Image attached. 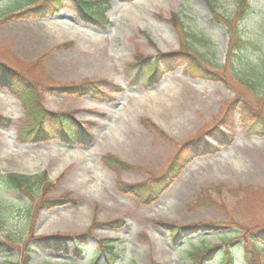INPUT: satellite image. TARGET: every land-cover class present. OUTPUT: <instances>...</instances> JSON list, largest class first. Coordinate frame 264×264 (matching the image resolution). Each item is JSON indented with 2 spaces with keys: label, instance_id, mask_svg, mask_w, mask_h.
<instances>
[{
  "label": "rangeland",
  "instance_id": "374dc122",
  "mask_svg": "<svg viewBox=\"0 0 264 264\" xmlns=\"http://www.w3.org/2000/svg\"><path fill=\"white\" fill-rule=\"evenodd\" d=\"M109 2L105 15L110 24L102 30L82 20L74 0L59 15L37 20L12 16L19 0H0V62L38 85L43 109L74 113L83 127L93 124V140L87 145L24 143L18 132L29 120L26 103L0 89V116L13 124L0 127V171L28 177L46 174L54 188L47 199H73L48 210L0 188V241L11 250L0 255V264H23L27 255L29 264H92L95 253L102 250L101 241H113L108 245L118 255L116 264H191L192 251L215 247L210 264H221L223 251L232 245L236 264H253L251 246L245 249L235 235L239 232L242 240L264 231V136L247 132L239 109L227 112L234 100H246L248 115L264 120V80L259 69L264 59V0H250L255 11L240 25L232 23L233 32L216 20L214 12L234 18L237 0ZM173 16L195 36L190 41L195 54L204 66L220 73L219 79L192 77L181 66L159 85L131 88L126 69L136 56L151 63L160 60L158 52L180 51ZM236 31L249 46L233 53L231 37ZM234 69L246 84L233 75ZM103 81L123 88L113 104L58 89ZM145 120L158 131L149 130ZM213 128L221 131L214 139L222 143L220 150L189 152L186 159L192 161L155 202L145 205L118 191L120 181L141 185L162 177L179 146L197 147L201 135ZM228 136H233L230 146L224 145ZM109 154L132 169L120 176L109 171L102 163ZM118 220L124 222L122 229L105 226ZM159 222L180 227L211 223L232 230L173 241ZM82 235L87 239L79 260L71 252L65 258L35 242ZM262 247L256 243L258 251Z\"/></svg>",
  "mask_w": 264,
  "mask_h": 264
},
{
  "label": "trees",
  "instance_id": "16d2710c",
  "mask_svg": "<svg viewBox=\"0 0 264 264\" xmlns=\"http://www.w3.org/2000/svg\"><path fill=\"white\" fill-rule=\"evenodd\" d=\"M68 1L69 0H19L17 10L12 12V16L22 20H35L47 16L54 17L67 8ZM74 1L77 3L78 13L82 16L84 22H92L91 24L102 30H106L109 25V20L105 12L109 8V0ZM249 2L250 0H237L238 13L234 18H225L214 12L216 20H218V22L222 21L228 31L233 32L232 23L240 25L255 11L250 6ZM173 17V25L175 28L179 29L178 34L182 42L180 51L168 55H162L158 52L160 60L157 58L151 63H147L148 58L146 57L136 56L134 62L126 69V77L131 88L147 90L151 86L159 85L167 74L181 66H186L189 75L192 77L199 76L210 79L211 76L213 79H219L218 76L220 73L212 71L209 67L204 66L200 56L195 54L196 52L193 49L194 46L190 42L191 40H195V36L185 31V28H182L184 27L183 24H181L178 18H176V16ZM238 32L239 31H236L237 34L232 37L231 33H229L232 39L230 51L233 53L242 51L249 46L247 42L241 39L240 33ZM259 67L262 75L261 79L264 80V59ZM244 72H246V70L240 73L244 75ZM234 74L240 83L246 84V82L242 81L243 78L236 73V69L233 70V75ZM223 78L225 79V77ZM247 85L251 86V84L248 83ZM0 86L26 103L29 120L18 132V136L24 143L46 144L51 141H59L67 146H76L81 144L87 145L92 142L93 135L91 134V130L93 124H88L87 127H83L82 124L75 119L74 113L57 114L50 113L43 109L39 99L40 92L38 91V85L28 80L15 69H11L3 62H0ZM58 89H62L63 92H68L74 96L88 97L94 101L108 104L114 103L117 95L123 92L122 87L106 81L86 82L81 85ZM57 92L61 93L60 90ZM238 100L239 99H236L231 103V109L228 110L227 114L232 113L236 108L239 109L241 112V123L243 127L246 128L247 132L249 134H257L261 137L264 136V120L261 118H259V120L252 119L248 115L249 103L247 104L246 100L243 101V103H239ZM144 123L149 124V130L154 128L158 131V128L149 121L145 120ZM11 125L12 122L10 119L0 116L1 128H10ZM219 132H221L220 129L218 131L217 128H213L207 131V133H204V135H201L203 139L202 141L198 140L197 147L194 146L189 148V144H187V146H179V150L170 160L169 166L162 177L149 180L147 183L145 182L141 185H126L120 181L118 182V191L121 194L139 198L138 201L145 205L155 202L162 192L169 188L179 177L188 163L192 161V158L186 159L188 158L189 152L197 150L202 153H207L210 150H220L222 143H218V139L214 140L217 138ZM160 133L166 136L163 132ZM224 138L228 139L227 143L224 145L230 146L233 142V136ZM211 139H213L214 142H212ZM193 141H195V139H192L190 142L192 143ZM102 163L106 169L118 176L132 169L128 164L110 154L102 158ZM0 188L1 190L18 192L32 203L41 204L43 209L48 210L59 208L73 200L70 199L69 196H62L59 199L52 200L47 199L48 194L51 193L54 188L53 184L48 181L46 174L28 177L15 174L2 175L0 171ZM158 224L167 229L173 241L185 239L184 237L186 236L197 235L199 233L213 232L219 229H231L230 227L222 225L217 226L211 223H198L187 227H180L176 224L167 222H159ZM105 226L113 230L122 229L124 222L121 220L112 221L111 223L105 224ZM235 236H237L238 240L236 242H239V244L242 243L245 249H247V246H251L253 264L264 263V231H260L257 234L253 232L249 236H243L242 240L238 239L240 236L239 232L236 233ZM86 239L87 235L72 238L68 236H56L53 238L38 239L35 240V242L41 249L52 248L54 252L63 253V255L68 257L71 255V252L73 258L79 260L85 251ZM101 242L102 250L95 253L92 264H116L118 255L114 247L108 245L113 241ZM256 243L262 244L263 247L261 252L257 250ZM234 248V245H232V247L229 246L227 250L223 251L220 261L221 264H236V258L233 253ZM216 250L217 247L192 251V253H190L191 264H209L216 257ZM10 251L7 244L0 241V255H6ZM249 259L250 257H248V260ZM30 261L31 258L27 255L23 259V264H29Z\"/></svg>",
  "mask_w": 264,
  "mask_h": 264
}]
</instances>
